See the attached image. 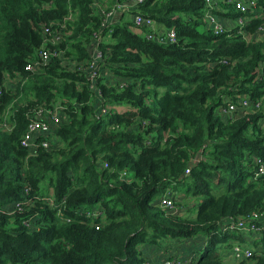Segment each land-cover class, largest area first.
<instances>
[{
    "label": "trees",
    "instance_id": "trees-1",
    "mask_svg": "<svg viewBox=\"0 0 264 264\" xmlns=\"http://www.w3.org/2000/svg\"><path fill=\"white\" fill-rule=\"evenodd\" d=\"M204 1L132 8L174 31L175 43L158 44L129 20L101 27L120 0H0V264H142L143 246L197 238L194 264H264L263 229L227 228L264 227L248 221L264 212L253 162H264V32L213 35ZM210 1L215 17H240ZM250 1L243 30L264 31V0ZM41 51L48 62L26 71ZM240 98L260 107L217 114ZM55 107L63 119L30 154L27 125ZM166 193L175 213L158 207ZM233 245L251 257L232 259Z\"/></svg>",
    "mask_w": 264,
    "mask_h": 264
},
{
    "label": "built area",
    "instance_id": "built-area-1",
    "mask_svg": "<svg viewBox=\"0 0 264 264\" xmlns=\"http://www.w3.org/2000/svg\"><path fill=\"white\" fill-rule=\"evenodd\" d=\"M144 0H123L121 3L116 4L114 7L110 8L107 12H102L103 20L101 23V27L105 26L109 20L115 16L118 12L122 11L123 9H130L134 8ZM225 4L232 6L236 13L240 14V17H237L234 20L233 27H226L222 21L215 17L212 13V9H216L217 5L214 1L205 0L203 11H202V20L206 26V28L213 34V35H220L223 33L229 32L231 29H237V32L240 34L242 39L246 42H251L255 40L256 37H259L263 34L262 28L257 29L252 34H248L243 30L244 24L247 22L245 18L242 17L243 14L247 13L253 6V2L250 0H225ZM257 16V15H256ZM258 17L261 18L260 15ZM130 23L138 29H144L148 31L147 39L153 40L158 44H173L175 43V34L173 30H160L159 25H157L153 20L143 17L138 13H134L130 17ZM45 35L48 36L47 41L54 45L55 42L58 41V37H53L50 35L49 29H45ZM91 61L88 66V78L93 80L96 72L97 66L96 63L100 60V54L96 51L92 52ZM49 60V55L46 51H41L39 53L38 58L36 61L26 67V71L44 66ZM124 84L121 83L120 87ZM260 101H249L246 98H240L236 101L235 104H228L224 108H220L217 114L222 119H230L236 113H240L244 111L246 108H251V110L255 111L258 110L260 107ZM63 117L61 116V112L59 108L55 107L51 112H45L42 109H39L35 112L32 116V120L27 125L25 134L22 136L20 145L24 149H26L30 154L39 146L37 143V139L39 136H44L51 133L54 129V126L58 124ZM7 130V129H6ZM40 146L47 147L48 143L46 141H42ZM253 162L256 166V171L254 173L255 177L264 176V162H261L258 159H253ZM189 172L188 170L184 171V175H187ZM158 207L162 210L169 211L172 213L176 212V207L173 204V200L171 196L166 193L163 195L158 201ZM264 218V212L260 213H252L249 217L248 221L250 222H260ZM228 229L233 230L237 229L242 232H251V233H258L263 228H258L253 224H249L247 227L242 220H234L231 221L228 226ZM257 236V235H256ZM256 239V238H252ZM252 252L248 248L239 247L238 245H233L230 249L231 258L234 260H239L243 258L251 257ZM142 264H154L151 262L144 261ZM157 264H194L191 258H180V260L173 258V259H164L162 262Z\"/></svg>",
    "mask_w": 264,
    "mask_h": 264
},
{
    "label": "crops",
    "instance_id": "crops-1",
    "mask_svg": "<svg viewBox=\"0 0 264 264\" xmlns=\"http://www.w3.org/2000/svg\"><path fill=\"white\" fill-rule=\"evenodd\" d=\"M123 0H120L119 3H121ZM130 9H123L122 11L118 12L115 16H113L108 23H116L120 19L123 20H129L131 15L129 14ZM222 23L230 28L234 26V21H230L228 19H222L219 18ZM159 29L164 30L161 26H159ZM165 240H161L160 243ZM171 242V243H170ZM168 244L166 245V249H157L156 246H143L141 247L140 253L141 257L144 259V261L151 262L154 264H157L159 262H162L163 259H169V258H176L180 260V258H190L194 251L197 250V248H201L203 241L197 242L196 239L193 240H182V241H168Z\"/></svg>",
    "mask_w": 264,
    "mask_h": 264
},
{
    "label": "rangeland",
    "instance_id": "rangeland-1",
    "mask_svg": "<svg viewBox=\"0 0 264 264\" xmlns=\"http://www.w3.org/2000/svg\"><path fill=\"white\" fill-rule=\"evenodd\" d=\"M132 31H137L135 28H134V30L132 29ZM158 91H162L161 89L160 90H158ZM120 108H122V109H127L126 107H124V106H121ZM168 195H171V194H169L168 193ZM176 206V205H175ZM180 209V207L179 206H176V210H179ZM202 239V238H201ZM201 239L200 238H197L196 239V241L197 242H200L201 241ZM251 239H252V237H251ZM253 240V239H252ZM165 241H177V240H170V239H166ZM167 242H164V241H162L159 245H157L156 246V248L157 249H162V250H164V249H166V245L168 244ZM171 243V242H170ZM213 250H215V251H220L221 250V246H215L214 248H213ZM197 253L200 251L198 248H197ZM170 259H173V258H170ZM164 260V259H163ZM162 260V261H163ZM225 261H228L227 259H224ZM160 263V262H159Z\"/></svg>",
    "mask_w": 264,
    "mask_h": 264
}]
</instances>
